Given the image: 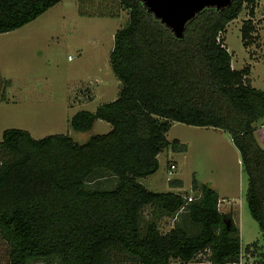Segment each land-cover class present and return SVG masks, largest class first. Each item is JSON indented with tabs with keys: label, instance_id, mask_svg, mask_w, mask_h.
I'll return each mask as SVG.
<instances>
[{
	"label": "trees",
	"instance_id": "trees-1",
	"mask_svg": "<svg viewBox=\"0 0 264 264\" xmlns=\"http://www.w3.org/2000/svg\"><path fill=\"white\" fill-rule=\"evenodd\" d=\"M59 1L0 0V33L24 26ZM118 1L129 17L115 31L109 53L120 83L117 97L95 111L81 109L69 121L78 132L90 130L96 119L110 130L83 143L67 133L34 138L18 128L2 132L0 236L9 264H171L203 252L210 264L234 261L242 248L240 230L230 211H220L212 187L194 178L200 195L188 202L189 195L155 192L140 179L158 170L162 151L184 149L166 137L172 122L221 128L239 152L248 178L246 203L264 238V149L253 133L254 124L264 122V90L251 84L250 66L232 67L222 35L242 9L253 16L255 0L204 8L181 38L141 0ZM240 29L244 44L252 42V20ZM170 182L181 186L180 180ZM147 206L157 216L146 218ZM163 215L175 219L167 234L158 228Z\"/></svg>",
	"mask_w": 264,
	"mask_h": 264
},
{
	"label": "rangeland",
	"instance_id": "rangeland-1",
	"mask_svg": "<svg viewBox=\"0 0 264 264\" xmlns=\"http://www.w3.org/2000/svg\"><path fill=\"white\" fill-rule=\"evenodd\" d=\"M246 13L247 8L242 9L222 35L232 66H250L251 84L264 90V18L256 14L254 39L244 44L240 28ZM128 17L129 11L118 0H61L24 26L0 33V140L8 128L27 130L34 138L67 133L79 143L109 131L110 124L100 119L85 132L72 130L69 121L77 111H95L117 97L120 83L110 67L109 53L115 31ZM254 126V136L264 149V122L259 120ZM166 137L178 139L184 149L162 151L158 170L140 181L155 192H175L170 180H180L178 192L192 196L197 194L192 188L194 178L199 186L215 188L222 198L220 207L236 210L230 212L239 221L242 245H256V253L264 254V238L246 203L247 174L230 134L213 126L174 121ZM172 163L176 167L170 174ZM143 214L151 218L155 213L147 206ZM181 218L182 214L177 220ZM174 222L167 215L157 220L163 234L173 229ZM207 260L203 252L187 263L172 262ZM128 263L122 260L121 264ZM0 264H9L8 245L1 236Z\"/></svg>",
	"mask_w": 264,
	"mask_h": 264
},
{
	"label": "water",
	"instance_id": "water-1",
	"mask_svg": "<svg viewBox=\"0 0 264 264\" xmlns=\"http://www.w3.org/2000/svg\"><path fill=\"white\" fill-rule=\"evenodd\" d=\"M149 13L165 24L178 38L183 37L189 20L206 7L217 10L230 5L232 0H141Z\"/></svg>",
	"mask_w": 264,
	"mask_h": 264
},
{
	"label": "built area",
	"instance_id": "built-area-1",
	"mask_svg": "<svg viewBox=\"0 0 264 264\" xmlns=\"http://www.w3.org/2000/svg\"><path fill=\"white\" fill-rule=\"evenodd\" d=\"M248 3V0H244V6ZM256 14H260L261 18H264V0H255L253 5V16H250V14L247 12L245 14V19H251L253 24H255L257 21ZM176 167L175 164L170 165V171L169 173H172V170ZM200 195V192H198L195 196L189 195L187 196V201L190 202L196 198H198ZM184 210V206L180 207L178 212H181ZM174 219V218H173ZM244 247V246H243ZM201 254V253H200ZM199 254V255H200ZM198 257V256H197ZM178 263H181L177 261ZM197 264H210V261L205 262H196ZM173 264V262H171ZM226 264H264V256L260 253H256V250L253 247H250L246 249V247L241 248L240 253L238 255V258L234 261H230Z\"/></svg>",
	"mask_w": 264,
	"mask_h": 264
},
{
	"label": "crops",
	"instance_id": "crops-1",
	"mask_svg": "<svg viewBox=\"0 0 264 264\" xmlns=\"http://www.w3.org/2000/svg\"><path fill=\"white\" fill-rule=\"evenodd\" d=\"M245 17V16H244ZM243 17V18H244ZM233 67V66H232ZM251 72V71H250ZM250 78V77H249ZM247 183H248V178H247ZM247 186H248V184H247ZM182 187H179V186H177L176 187V191L175 192H178V191H180V189H181ZM217 193H218V195H219V199H222L221 197H220V194H219V192H218V190H216L215 188H213ZM246 189H247V187H246ZM246 193V192H245ZM230 199V198H229ZM220 205L221 204H219V209H220V211H223V212H228V211H236L235 209H230L229 210V208L228 209H222L221 207H220ZM233 219H234V222L236 223V225L239 227V230H240V232H241V227H240V224H239V221H237V217H233ZM241 243H242V239H241ZM243 246V245H242Z\"/></svg>",
	"mask_w": 264,
	"mask_h": 264
}]
</instances>
